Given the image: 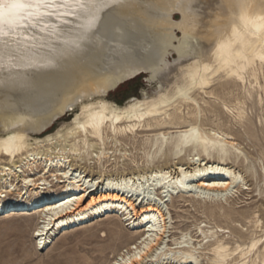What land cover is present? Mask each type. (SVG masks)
<instances>
[{
  "label": "bare ground",
  "instance_id": "1",
  "mask_svg": "<svg viewBox=\"0 0 264 264\" xmlns=\"http://www.w3.org/2000/svg\"><path fill=\"white\" fill-rule=\"evenodd\" d=\"M233 3L192 0L189 7L187 0H125L102 19L92 43L62 55L54 53L55 66L27 77L17 75L23 71L20 69L0 71L4 81L0 83V209L6 204L2 198L14 193L16 203L9 214L24 211V207L39 210L40 221L32 232L37 248L46 246L61 229L113 211L120 212L131 230L142 229V234L137 243L118 251L110 264L116 260L143 264L155 256V264H177L173 261L177 258L179 264H199V255L206 257V264H264V211H239L240 220H236L234 210L223 204L239 189H248L245 177L228 165L247 159L228 132L232 124L219 118L215 128L203 127V104L209 103V98L215 104L209 112H227L239 124L250 122L243 107L246 100L256 96L257 102H262L259 91L264 92V63L242 62L243 79L215 71L218 65L212 54L231 36ZM193 60L200 62L196 83L203 86L193 88L187 97L169 92L172 84L168 81L176 82L171 69L195 68ZM205 63L213 71L205 72ZM140 72L156 81L151 92L142 91L140 97L121 106L105 99L119 83ZM230 86L241 87L242 95ZM68 112L73 113L70 122L62 123L54 133H43ZM185 128L199 130L210 142L225 145L224 150L217 147L212 151L210 143L205 152L203 143L186 144L181 136ZM141 132H154L150 138L154 152L146 155L151 159L173 155L176 160L172 165L128 175L108 173L105 178L85 173L81 164L96 161L104 165L110 160L112 152L106 149V140L116 142L119 137ZM41 133L44 136H33ZM248 165L250 175L259 178ZM173 195L183 201H204L206 213L241 229L216 222L207 229L199 226L204 244L198 256V248L188 245L191 237L160 252L168 231V212L163 207ZM110 221L119 228L116 219ZM226 228L229 238L224 236ZM107 230L116 234L110 227Z\"/></svg>",
  "mask_w": 264,
  "mask_h": 264
},
{
  "label": "rangeland",
  "instance_id": "2",
  "mask_svg": "<svg viewBox=\"0 0 264 264\" xmlns=\"http://www.w3.org/2000/svg\"><path fill=\"white\" fill-rule=\"evenodd\" d=\"M174 58L175 55L169 56V61L171 62ZM259 75L260 81H262V73L259 72ZM146 77V73L140 72L126 79L110 90L105 99L121 106L131 98L140 97L142 91L151 92L157 83L156 81H149ZM215 85L217 84L215 83ZM231 88L234 93L239 94V96L242 95L243 90L241 87L232 86ZM259 95L262 96L261 103L257 102L256 96L254 100L245 101L243 107L250 122L244 121L240 124L234 122L227 112L220 110L209 112V110H213L212 104L215 105L212 102L213 98H209V103L203 104V127L215 128L214 124L219 118L222 121L229 120L232 128L227 130L233 136L236 147L247 158L245 162H230L228 164L236 168L245 177L248 187L244 190L239 189L234 196L229 198L227 203H223L226 207L234 210L233 215L236 220H240L239 211L246 212L258 209L264 211V127L262 121L264 119V92L259 91ZM72 116L73 113L68 112L43 133L45 135L54 133L62 123L70 122ZM222 128L226 130L224 127ZM43 133L33 136L41 137L44 136ZM153 133L141 132L134 137H119V141L116 142L110 138L106 140L105 145L106 149L112 152L109 154L110 160L107 164L102 165L95 161L90 164H81V166L84 165V171L89 177L100 176L105 178V174L108 173L128 175L129 173L147 171L158 166L172 165L176 160L173 155L152 159L149 157L154 152V146L150 142ZM188 153L195 154L193 151ZM200 157L202 158V156ZM241 160L243 159L241 158ZM246 164L251 165L257 171L259 178L255 179L250 175V172L246 170ZM38 168L37 170L41 169V167ZM17 174H21V172H17ZM55 188L57 189V186ZM153 195L158 198L157 192ZM2 199L6 201V204L3 209H0V264H110V260L119 253L118 251L122 248H128L130 244L137 243L140 240L139 235L142 234V229L131 230V224L121 219L123 217H121L120 212L116 214L112 211L110 215H105L102 212L96 216H90L82 223L61 229L50 237L49 242L45 244L46 246L37 248L33 230L38 227V221H40V218H38L40 216L39 210L33 212L35 207H24V209L26 208L24 211L9 214L8 211L14 208L13 205L16 203V195L14 193L7 194V197ZM204 205V201L200 203L183 201L182 198L175 195L172 196L171 201L164 204L163 210L165 213L168 212V218L166 219L168 231L161 241L160 252L173 248L176 241L191 237L188 245H194L198 248L195 252V255L198 256V251H201L199 247L204 244L203 236L198 229L199 226L207 229L216 222L223 227L234 225L241 229L236 223H225L223 218L210 216L205 212ZM110 219H116L119 228L112 226L113 221L109 222ZM107 227L113 229L116 234L110 233ZM245 229L246 226L242 227L243 232H245ZM223 232L225 237H230L228 228L224 229ZM183 235H186V238ZM168 257L171 259L172 255L169 254ZM178 259L173 260L172 258L173 261L179 264ZM155 261L156 256L151 261L147 260L143 264H155ZM197 263L206 264V257L199 255Z\"/></svg>",
  "mask_w": 264,
  "mask_h": 264
},
{
  "label": "snow or ice",
  "instance_id": "3",
  "mask_svg": "<svg viewBox=\"0 0 264 264\" xmlns=\"http://www.w3.org/2000/svg\"><path fill=\"white\" fill-rule=\"evenodd\" d=\"M124 2L125 0H0V71L20 69L23 71L17 75L27 77L30 73L55 66L54 53L60 52L62 55L63 52L81 48L83 44L92 43L102 19ZM187 3L191 7L192 0H187ZM231 6L235 10L231 36L226 42L219 43L212 55L218 65L215 71L243 79L240 75L242 62L259 60L264 63V0H234ZM192 64L196 67L178 66L179 71L175 67L171 69L176 73V82L173 84L171 80L168 81V84H172L169 92L187 97L193 88L203 86L202 82L196 83L201 71L200 62L193 60ZM234 66L236 71H233ZM203 68L205 72L213 71L208 63ZM0 83L4 81L0 80ZM100 89L101 86L98 85V90ZM162 100H166V97ZM212 135L215 136V133ZM181 136L186 144L203 143L205 152L209 150L210 143L212 151L217 147L221 151L225 148L223 144L210 142L206 135L194 128H185ZM4 150L7 151V148ZM219 186L227 187L226 184ZM36 235L39 236L40 233L37 232ZM114 264L121 262L116 260Z\"/></svg>",
  "mask_w": 264,
  "mask_h": 264
},
{
  "label": "water",
  "instance_id": "4",
  "mask_svg": "<svg viewBox=\"0 0 264 264\" xmlns=\"http://www.w3.org/2000/svg\"><path fill=\"white\" fill-rule=\"evenodd\" d=\"M120 84V83H119Z\"/></svg>",
  "mask_w": 264,
  "mask_h": 264
}]
</instances>
